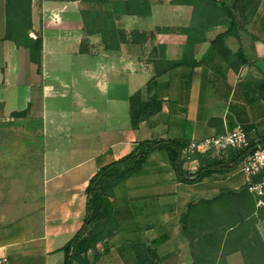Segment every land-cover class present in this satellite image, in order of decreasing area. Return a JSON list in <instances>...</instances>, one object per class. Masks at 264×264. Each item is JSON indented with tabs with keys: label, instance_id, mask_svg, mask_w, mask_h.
I'll use <instances>...</instances> for the list:
<instances>
[{
	"label": "crops",
	"instance_id": "obj_1",
	"mask_svg": "<svg viewBox=\"0 0 264 264\" xmlns=\"http://www.w3.org/2000/svg\"><path fill=\"white\" fill-rule=\"evenodd\" d=\"M25 32L41 38L40 59L22 44ZM138 91L162 106L133 129L129 97ZM26 118L38 123L27 149L40 199L31 209ZM238 124L264 138V0H0V255L9 264H64L60 250L81 228L99 169L139 142L202 141ZM184 167L196 173L199 159ZM243 183L231 174L178 183L166 153H152L115 190L121 232L98 246L107 253L96 264H138L139 243L156 249L154 264H185L159 251L175 239L186 246L179 219L187 204Z\"/></svg>",
	"mask_w": 264,
	"mask_h": 264
},
{
	"label": "trees",
	"instance_id": "obj_2",
	"mask_svg": "<svg viewBox=\"0 0 264 264\" xmlns=\"http://www.w3.org/2000/svg\"><path fill=\"white\" fill-rule=\"evenodd\" d=\"M105 28L106 34L114 33L109 27ZM232 28H235L234 20ZM7 38L17 44L21 43V40L11 33L7 34ZM24 40L22 44L28 49L30 58L36 54L40 59L41 38L31 39L25 32ZM222 40L223 35L213 41V44ZM161 106V101L145 99L140 91L131 95L129 97L131 127L137 129L140 123L159 113ZM187 145L184 140L139 142L128 155L99 169L90 178L85 190L86 205L81 228L60 250L64 253V264H96L100 257L107 253L106 248L99 251L98 246L121 232L111 201L115 196V190L130 177L140 174L152 153L164 151L175 180L178 183L192 185L211 178L214 174L228 175L236 171L244 158L258 146L264 148V138L249 137V145L246 148L232 149L223 158H212L210 153L196 154L200 167L194 174L185 169V161L181 158V152ZM257 201L258 198L254 197L243 184L237 189L223 188L210 199L201 198L188 203L179 222L182 235L190 243L192 264H225L224 257L235 252L242 253L244 264H264V247L261 248L262 242L255 229L257 217L264 218V197L261 208L256 207ZM220 206L226 210V221L222 223L219 222L216 210ZM229 239L232 242L228 243ZM132 248L138 264H154L150 259L157 257L155 248L142 243ZM89 251L92 252L91 260L88 257Z\"/></svg>",
	"mask_w": 264,
	"mask_h": 264
},
{
	"label": "built area",
	"instance_id": "obj_3",
	"mask_svg": "<svg viewBox=\"0 0 264 264\" xmlns=\"http://www.w3.org/2000/svg\"><path fill=\"white\" fill-rule=\"evenodd\" d=\"M249 133L237 125L234 130L223 135L202 141H192L183 148L181 158L185 163L191 161L196 154L210 153L218 158L226 157L232 149H243L249 145ZM240 173L248 191L263 204L264 197V148L258 146L246 156L240 165ZM0 264H9L6 256L0 255Z\"/></svg>",
	"mask_w": 264,
	"mask_h": 264
},
{
	"label": "rangeland",
	"instance_id": "obj_4",
	"mask_svg": "<svg viewBox=\"0 0 264 264\" xmlns=\"http://www.w3.org/2000/svg\"><path fill=\"white\" fill-rule=\"evenodd\" d=\"M23 127H24V144L26 146V152H25V175L23 178V186H24V191H25V197H24V203L26 205V208H32L33 205H36L40 202V199L38 198V185L36 182L33 181V172H36V168H32V166H30L29 163V159L32 158V153L27 151L28 147L31 146L33 144V139L34 137L31 135V132L33 129H36L38 127V123L36 121H32L30 119H25L23 121ZM231 175H233V179L235 178H239L242 182L243 176L240 173V167L230 173ZM229 175V174H228ZM221 176H225V175H221ZM242 176V177H241ZM244 180V179H243ZM243 184L239 185V187H241ZM221 190V189H220ZM37 193V194H36ZM20 202V201H19ZM263 206V204L259 205L258 201L256 203V207L257 208H261ZM25 208V210H26ZM218 211V217H219V222L222 223L224 221H226L225 215H226V210L224 209V207L222 208V206H220V208L216 209ZM255 229L258 231L260 239H261V248L264 247V218H258L255 221ZM181 239V238H180ZM183 240H185L186 242V246L183 248H179L178 244L176 245V243L174 244V241L177 242V239L170 241L169 244L163 248L160 249L159 253L161 254H165L166 256H176L177 253H179L181 255V257H184L185 260H180L181 262L185 263V264H192V259L190 257V243L189 241L183 236L182 238ZM232 241H230V239L228 240V243H230ZM176 246H178L176 248ZM229 248H227V250H229ZM90 255L92 257V252H90ZM189 257V259H187ZM224 262L225 264H244V257L242 255V253L240 252H235V253H231L228 254L224 257Z\"/></svg>",
	"mask_w": 264,
	"mask_h": 264
}]
</instances>
